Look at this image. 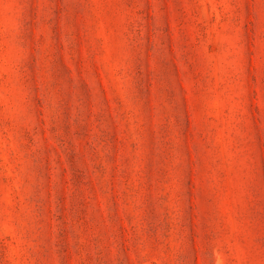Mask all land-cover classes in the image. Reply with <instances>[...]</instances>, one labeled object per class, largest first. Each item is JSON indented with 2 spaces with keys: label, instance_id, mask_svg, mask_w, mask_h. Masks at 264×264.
<instances>
[{
  "label": "rangeland",
  "instance_id": "rangeland-1",
  "mask_svg": "<svg viewBox=\"0 0 264 264\" xmlns=\"http://www.w3.org/2000/svg\"><path fill=\"white\" fill-rule=\"evenodd\" d=\"M0 264H264V0H0Z\"/></svg>",
  "mask_w": 264,
  "mask_h": 264
}]
</instances>
